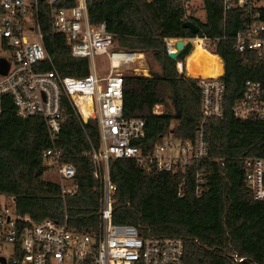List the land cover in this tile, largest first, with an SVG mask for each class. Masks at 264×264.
<instances>
[{
	"label": "trees",
	"instance_id": "16d2710c",
	"mask_svg": "<svg viewBox=\"0 0 264 264\" xmlns=\"http://www.w3.org/2000/svg\"><path fill=\"white\" fill-rule=\"evenodd\" d=\"M193 1L200 3L202 21L190 6ZM86 10L90 24L103 22L114 35L117 48L146 53L158 67L157 72L149 70L147 77L125 75L122 79V116L142 120L144 137L132 143L142 151L152 150L167 135L191 141L200 118L195 81L175 70V63L189 54L190 45L170 60L164 39H218L214 52L223 64L222 117L203 126L206 152L224 158L223 168L200 185L201 193L195 197L192 169L146 171L130 159L109 160L108 176L115 185L110 222L133 226L147 238L180 239L184 264H234L233 256L243 258L241 264H260L264 205L245 187L237 159L264 151V123L238 121L230 113L243 81L257 80L262 73L257 59L232 49L231 37L242 23V12L229 10L222 21L221 0H184V5L178 0H87ZM184 15L196 27L195 35L182 27ZM38 20L56 71L62 76L85 75L87 60L71 58L68 45L49 34L43 4ZM49 68L48 64L42 67L44 71ZM167 92L173 94L178 117ZM154 105L163 106L160 115L151 113ZM61 114L58 136L51 143L39 118H18L9 97H1L0 203L12 196L20 216L27 215L34 222L65 218L71 230L91 235L97 227L99 193L92 165L84 155L97 147V129L92 122L82 123L64 99ZM51 146L60 148L64 161L75 169L73 195H61L57 182L42 179L46 169L40 155Z\"/></svg>",
	"mask_w": 264,
	"mask_h": 264
},
{
	"label": "built area",
	"instance_id": "2783aa9c",
	"mask_svg": "<svg viewBox=\"0 0 264 264\" xmlns=\"http://www.w3.org/2000/svg\"><path fill=\"white\" fill-rule=\"evenodd\" d=\"M86 1L0 0V99L9 97L18 118H39L51 143L58 136L62 99L82 123H94L98 145L84 156L92 165L91 175L99 193L97 227L91 235L71 230L65 218L61 222L50 219L34 222L27 215L20 216L15 212L14 198L3 197L0 264H184L180 239L147 238L133 226L110 222L115 185L108 176V161L130 159L146 171L173 173L192 169L194 196L201 193L200 185L224 164V158L207 154L203 138V126L210 120L221 119L223 113V64L214 52L218 39L198 36L164 39L167 55L176 52L177 40L183 46L190 45L189 54L175 63V70L195 81L200 118L191 141L181 142L167 135L152 150L142 151L132 144L144 137L142 120L122 116V79L127 70L133 71L127 75L147 77L136 73L144 65L143 53L117 48L114 35L103 22L90 24ZM178 1L184 5V0ZM42 4L48 12L49 34L68 45L71 58L87 60L85 75L62 76L52 65L38 20ZM233 9L242 12L243 20L231 37L232 49L252 55L261 63L262 73L257 80L243 81L230 113L238 121L264 123V0H221L222 21L226 12ZM183 19L188 21L189 16L184 15ZM197 51L215 58L219 73L189 74L187 60ZM98 57L105 60L100 74L94 62ZM45 64L50 67L46 71L42 69ZM151 113L160 115L162 106L154 105ZM40 156L46 171L57 176L60 194L73 195L75 169L64 161L62 150L51 146ZM237 162L245 187L254 200L264 205V151L257 156L238 158ZM5 247L9 248L6 256ZM243 260L232 257L234 264ZM260 264H264V239Z\"/></svg>",
	"mask_w": 264,
	"mask_h": 264
},
{
	"label": "rangeland",
	"instance_id": "374dc122",
	"mask_svg": "<svg viewBox=\"0 0 264 264\" xmlns=\"http://www.w3.org/2000/svg\"><path fill=\"white\" fill-rule=\"evenodd\" d=\"M199 5L200 3L197 1L192 2L193 8L196 9V17L200 21H202L204 19V13ZM143 59H144L143 61L144 65L136 73L148 76L149 70L154 71V72L158 71L157 65L152 61V59L146 53H143ZM94 62L100 74L101 71L104 69L105 60L103 57H98V58H95ZM133 67L137 68L136 66H133ZM186 69L189 74L212 75V74L219 73V65H217L215 59L212 57H208L207 54H204L201 51H197L191 58L187 60ZM131 73L133 74L132 70H127L125 72V75L131 74ZM103 74L104 73H102L101 75ZM83 111L85 110L83 109ZM162 111H163V106H162ZM42 179L46 181H50V182H57L58 178L54 173L45 171L42 175ZM3 254L5 256L9 254L8 247H5Z\"/></svg>",
	"mask_w": 264,
	"mask_h": 264
},
{
	"label": "water",
	"instance_id": "95a60500",
	"mask_svg": "<svg viewBox=\"0 0 264 264\" xmlns=\"http://www.w3.org/2000/svg\"><path fill=\"white\" fill-rule=\"evenodd\" d=\"M182 27L185 29H188L191 35H195L197 32L196 27L191 22L184 21L182 23ZM174 47H175L176 52L168 55V58L170 60H175L177 58V56H179L180 52L182 51V49L184 47L183 42L181 40L175 41ZM167 98H168L169 103L172 105L174 117H178V106H177L176 101L173 97V94L170 92H167Z\"/></svg>",
	"mask_w": 264,
	"mask_h": 264
},
{
	"label": "bare ground",
	"instance_id": "6f19581e",
	"mask_svg": "<svg viewBox=\"0 0 264 264\" xmlns=\"http://www.w3.org/2000/svg\"><path fill=\"white\" fill-rule=\"evenodd\" d=\"M215 59V58H214ZM217 65H218V63H217ZM82 111H83V108H82Z\"/></svg>",
	"mask_w": 264,
	"mask_h": 264
}]
</instances>
